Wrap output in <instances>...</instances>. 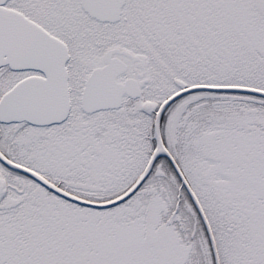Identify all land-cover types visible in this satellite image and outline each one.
I'll return each mask as SVG.
<instances>
[{"label":"snow or ice","instance_id":"obj_1","mask_svg":"<svg viewBox=\"0 0 264 264\" xmlns=\"http://www.w3.org/2000/svg\"><path fill=\"white\" fill-rule=\"evenodd\" d=\"M0 264H264V0H0Z\"/></svg>","mask_w":264,"mask_h":264}]
</instances>
